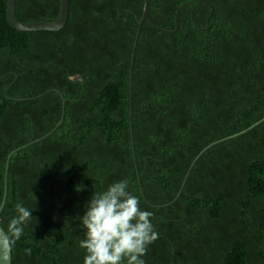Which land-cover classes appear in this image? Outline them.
Segmentation results:
<instances>
[{
	"label": "trees",
	"instance_id": "16d2710c",
	"mask_svg": "<svg viewBox=\"0 0 264 264\" xmlns=\"http://www.w3.org/2000/svg\"><path fill=\"white\" fill-rule=\"evenodd\" d=\"M143 8L69 0L59 31H20L0 0L8 239L15 205L33 211L12 264H83L78 217L122 180L159 234L145 264H264V0H148L139 25ZM59 11L15 3L22 23Z\"/></svg>",
	"mask_w": 264,
	"mask_h": 264
},
{
	"label": "clouds",
	"instance_id": "9594fccd",
	"mask_svg": "<svg viewBox=\"0 0 264 264\" xmlns=\"http://www.w3.org/2000/svg\"><path fill=\"white\" fill-rule=\"evenodd\" d=\"M128 188L127 180L114 182L94 192L85 204L83 216L78 217L85 237L79 243L85 251L83 264H145L142 257L159 234L152 224L153 213L142 210L139 197ZM32 212L22 203L15 205L6 244L21 238Z\"/></svg>",
	"mask_w": 264,
	"mask_h": 264
},
{
	"label": "water",
	"instance_id": "95a60500",
	"mask_svg": "<svg viewBox=\"0 0 264 264\" xmlns=\"http://www.w3.org/2000/svg\"><path fill=\"white\" fill-rule=\"evenodd\" d=\"M15 3H16V0H6V6H7L6 17H7V21L9 25L16 30H20V31H40V30L59 31L67 23L68 14H69V0H60L59 17L54 22L36 21V22H30V23H22L18 21L16 17ZM147 7H148V0H144L143 15H142L139 25H141L146 20L149 21L148 16H147ZM191 19H193V17ZM157 30H161V29L157 28ZM61 123L62 121L59 122V124ZM258 124L259 123L255 125H258ZM13 154L14 152H12L7 158L6 170L8 168L10 157ZM5 199H6V188H5V193H4L3 200L0 206V213L3 208ZM8 240H9L8 236L1 226V219H0V264H12L11 243L6 244V241Z\"/></svg>",
	"mask_w": 264,
	"mask_h": 264
}]
</instances>
